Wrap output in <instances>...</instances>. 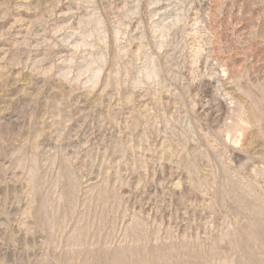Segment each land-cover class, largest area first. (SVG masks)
<instances>
[{"label":"rangeland","instance_id":"rangeland-1","mask_svg":"<svg viewBox=\"0 0 264 264\" xmlns=\"http://www.w3.org/2000/svg\"><path fill=\"white\" fill-rule=\"evenodd\" d=\"M0 264H264V0H0Z\"/></svg>","mask_w":264,"mask_h":264}]
</instances>
